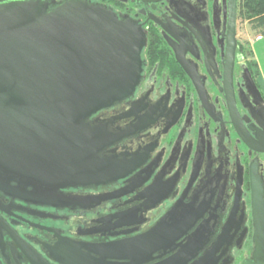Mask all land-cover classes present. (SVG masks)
<instances>
[{"label":"flooded vegetation","instance_id":"flooded-vegetation-1","mask_svg":"<svg viewBox=\"0 0 264 264\" xmlns=\"http://www.w3.org/2000/svg\"><path fill=\"white\" fill-rule=\"evenodd\" d=\"M14 1L28 0L0 5ZM38 1L52 11L69 0ZM79 1L111 12L145 40L133 95L87 121L99 129L98 158L126 174L64 189V205L0 192V264H59L49 256L58 246L67 264H93L98 253L87 246L146 233L179 199L205 208L190 232L204 234L186 264H264V95L238 39L239 0ZM245 66L260 96L243 81ZM97 197L105 200H71ZM159 254L145 264L172 256ZM117 263L128 260L105 261Z\"/></svg>","mask_w":264,"mask_h":264},{"label":"water","instance_id":"water-1","mask_svg":"<svg viewBox=\"0 0 264 264\" xmlns=\"http://www.w3.org/2000/svg\"><path fill=\"white\" fill-rule=\"evenodd\" d=\"M235 34L233 28L227 58L230 77ZM144 44L131 24L79 0H69L52 11L38 0L0 5L2 194L64 205L68 199L59 194L62 190L105 185L126 174L98 158L99 129L87 121L133 95ZM241 69L245 84L260 96L247 67ZM259 109L264 115V105ZM258 152L264 153V148ZM71 200L82 206L88 200L100 203L105 197ZM204 210L197 200L184 204L179 199L146 233L86 248L98 253L93 264H105L109 258L145 264L158 253L160 257L172 254L161 264H186L195 252L194 241L204 234L201 230L190 234ZM183 238L185 243L177 244ZM57 250L59 255L50 258L67 264L62 246ZM260 250L257 244L256 260Z\"/></svg>","mask_w":264,"mask_h":264},{"label":"trees","instance_id":"trees-1","mask_svg":"<svg viewBox=\"0 0 264 264\" xmlns=\"http://www.w3.org/2000/svg\"><path fill=\"white\" fill-rule=\"evenodd\" d=\"M239 18L242 23L248 25L253 34L264 37V0H239ZM241 50L243 52L242 47ZM248 55L252 56L251 50ZM253 64L256 69V63Z\"/></svg>","mask_w":264,"mask_h":264},{"label":"rangeland","instance_id":"rangeland-1","mask_svg":"<svg viewBox=\"0 0 264 264\" xmlns=\"http://www.w3.org/2000/svg\"><path fill=\"white\" fill-rule=\"evenodd\" d=\"M255 34H253L251 32V30L249 29L248 25L245 23H242L240 21V26H239V33H238V39L240 41V45L243 48V54L244 57L247 61V63H249V66L252 69L253 74L256 75V71H258L259 73V84L261 86V91L262 93H264V41L260 42L258 45H256V48L254 49V59H255V63H256V69L254 68V62H253V55L249 56L248 55V51L251 50L250 47V42L252 41L250 40L252 37H254ZM259 86V87H260Z\"/></svg>","mask_w":264,"mask_h":264},{"label":"crops","instance_id":"crops-1","mask_svg":"<svg viewBox=\"0 0 264 264\" xmlns=\"http://www.w3.org/2000/svg\"><path fill=\"white\" fill-rule=\"evenodd\" d=\"M255 38H256V35L250 39L252 41H249L250 42L251 51H252V55L254 54V49L256 48V45H258L260 42L264 41V37L261 40H256ZM253 62H255L254 55H253ZM258 79H259V73L257 71L256 82L259 81ZM257 84H258V86H260L259 82H257ZM259 88H260V91H261V86ZM262 94L264 95V93H262Z\"/></svg>","mask_w":264,"mask_h":264},{"label":"built area","instance_id":"built-area-1","mask_svg":"<svg viewBox=\"0 0 264 264\" xmlns=\"http://www.w3.org/2000/svg\"><path fill=\"white\" fill-rule=\"evenodd\" d=\"M263 37L262 36H256V40H261Z\"/></svg>","mask_w":264,"mask_h":264}]
</instances>
